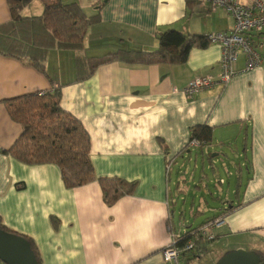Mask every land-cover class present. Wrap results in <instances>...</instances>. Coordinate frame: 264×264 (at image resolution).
Returning <instances> with one entry per match:
<instances>
[{
  "label": "crops",
  "instance_id": "1",
  "mask_svg": "<svg viewBox=\"0 0 264 264\" xmlns=\"http://www.w3.org/2000/svg\"><path fill=\"white\" fill-rule=\"evenodd\" d=\"M62 2L76 3L86 16H99V23L86 32L83 50L48 51L45 73L25 61L0 55V101L59 88L61 108L88 133L96 180L66 189L56 166H29L0 152L2 225L31 238L41 264H163L161 251L170 241L168 226L179 232L191 224V219L182 220L175 230L171 206L172 196L177 204L186 190H178L179 184L194 176L189 175V164L193 162L194 169H199L198 181L191 179L200 189L208 179L206 171L216 174L218 160L214 157L218 154L210 155L211 149L231 150L234 144L231 152L236 158L239 144L242 162L233 165V201L222 204V210L228 211L197 225L223 216V224L212 232L218 253L213 263L236 250L264 256L262 58L258 67L241 72L246 59L240 53L233 64L237 73L222 82L221 48L210 43L204 49L192 48L181 65L130 66L111 61L99 66L89 79L76 81V57H114L120 50L153 51L158 47V34L167 29L199 36L230 33L232 17L196 0ZM42 12L41 2L32 0L21 14L37 17ZM10 19L6 0H0V26ZM251 38L263 55L264 32ZM198 77L210 78L214 84L186 98L184 89ZM196 125L211 127L212 142L202 152L195 147L185 151L190 129ZM21 131L0 104V150L9 149ZM172 159L166 172V162ZM100 178L134 182V192L107 206L97 181ZM194 207L191 202L192 219L204 213ZM180 218H185L181 209Z\"/></svg>",
  "mask_w": 264,
  "mask_h": 264
},
{
  "label": "trees",
  "instance_id": "2",
  "mask_svg": "<svg viewBox=\"0 0 264 264\" xmlns=\"http://www.w3.org/2000/svg\"><path fill=\"white\" fill-rule=\"evenodd\" d=\"M39 1L43 6L42 14L25 17L21 12L32 0H6L11 19L0 26V55L25 61L45 73L44 61L48 51H82L87 30L98 24L100 19L98 15L86 16L76 3H64L62 0ZM157 42L158 47L153 51L120 50L114 57H76V81L89 79L99 66L111 61L130 66L181 65L186 62L192 48L204 49L210 44L208 36L185 34L174 29L159 33ZM252 43L254 44L253 41ZM254 45L256 49V44ZM261 56L264 61V54ZM60 101L59 88L0 101L10 120L22 128L13 145L0 152L29 166L54 165L60 171L64 187L74 189L96 180L90 159V138L82 124L61 108ZM193 140L199 144V150L209 146L212 142L211 127L193 126L185 151L190 149L189 142ZM97 181L101 187L103 202L107 206L132 195L135 189L134 182L121 178H100ZM223 211L222 214H225L228 208ZM216 218L219 217L212 220ZM52 222L56 225L55 219ZM204 224L194 227L188 224L183 229L178 248L189 241L193 245L180 255L179 264H190L207 255L208 245L216 240V236L214 235L213 240H208V234H197ZM0 229L24 238L29 243L37 264H41L38 250L31 238L11 231L1 221ZM255 253L259 256V264H264V256Z\"/></svg>",
  "mask_w": 264,
  "mask_h": 264
},
{
  "label": "built area",
  "instance_id": "3",
  "mask_svg": "<svg viewBox=\"0 0 264 264\" xmlns=\"http://www.w3.org/2000/svg\"><path fill=\"white\" fill-rule=\"evenodd\" d=\"M198 3L207 5L213 9H223L233 19V29L230 33H218L208 35L210 43H217L221 48L220 69L221 81L226 82L237 72L233 68V64L237 61L239 54L242 53L246 59V65L241 72L251 71L258 67L262 62L260 54L256 51L255 45L252 43V34L264 32V3L261 0H251L245 3L241 0H196ZM214 82L210 78L198 77L189 83L184 89L185 97L191 99L194 95L211 87ZM196 141H190L189 147H198ZM172 160L166 162V172L171 168ZM223 218H216L208 221L201 226L197 234L204 236L208 234L207 239L213 240L214 229L223 224ZM170 232V241L161 251L163 264H179L180 255L192 248V241H189L182 248H178V241L182 237L183 230L179 232ZM0 264H2L0 262Z\"/></svg>",
  "mask_w": 264,
  "mask_h": 264
},
{
  "label": "rangeland",
  "instance_id": "4",
  "mask_svg": "<svg viewBox=\"0 0 264 264\" xmlns=\"http://www.w3.org/2000/svg\"><path fill=\"white\" fill-rule=\"evenodd\" d=\"M235 148L236 146H234L233 144L231 150H226L225 148H221L219 146H216L214 148L215 150L211 149L210 155L215 154V153L218 154V156L214 157L218 160L216 165H214L216 169V174H215V171L212 172L213 174H211L209 171H206L205 174L208 176V179L202 181V183L200 184L201 186L200 189L195 188L194 184L192 183V179L193 180L196 179L195 181H198L199 169H194L193 162L189 164L188 166L189 175L193 174L194 176H190V177L186 176V178L187 177L190 178L187 181V183L183 185L182 183L179 184L178 190H182V188L186 189L185 192L181 194L182 200H178L176 204L175 196H172L171 206H172L173 213H174L172 226L173 225L175 226V230H177L178 228L177 225L178 223L182 222V220L188 221L189 219H191L190 223L194 224L195 226L197 224H200V222L205 221L206 218L222 212L223 211L222 204H226V202H229L230 200L233 201L232 193H233V185L235 182V176L233 175L234 173L233 165L235 164L239 165L242 162L239 160L240 145L239 144L237 145V157L236 158L231 152V151H235ZM203 150L204 149L200 151L202 152ZM193 152L194 150H192V153ZM177 162H179V160ZM197 164L198 165L200 164L199 155L197 158ZM175 168H176L175 165H173L172 170L170 172L172 183L175 177ZM191 202H193L195 206L194 209H196V206H198L199 209L204 211L202 215H199L198 217H195L194 219L191 218L193 211L189 213ZM180 209L184 211V214H185V218L184 219L180 218L181 220L177 219ZM214 245H216L215 242H211L208 245L207 255L204 256L201 260H195L191 262L190 264H212L214 260H216V258L218 257L217 251L214 250L215 248ZM229 252H232V251H229ZM229 252H227L226 254H228ZM219 259H217V261Z\"/></svg>",
  "mask_w": 264,
  "mask_h": 264
},
{
  "label": "water",
  "instance_id": "5",
  "mask_svg": "<svg viewBox=\"0 0 264 264\" xmlns=\"http://www.w3.org/2000/svg\"><path fill=\"white\" fill-rule=\"evenodd\" d=\"M0 262L2 264H37L29 243L22 237L0 229ZM215 264H259L255 252L236 250L225 254Z\"/></svg>",
  "mask_w": 264,
  "mask_h": 264
}]
</instances>
